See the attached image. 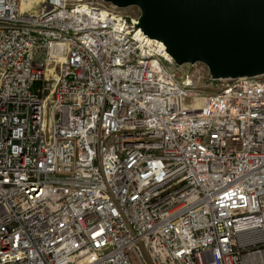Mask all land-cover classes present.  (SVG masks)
I'll list each match as a JSON object with an SVG mask.
<instances>
[{
    "label": "built area",
    "instance_id": "1",
    "mask_svg": "<svg viewBox=\"0 0 264 264\" xmlns=\"http://www.w3.org/2000/svg\"><path fill=\"white\" fill-rule=\"evenodd\" d=\"M0 264H264V75L200 84L103 0H0Z\"/></svg>",
    "mask_w": 264,
    "mask_h": 264
},
{
    "label": "water",
    "instance_id": "2",
    "mask_svg": "<svg viewBox=\"0 0 264 264\" xmlns=\"http://www.w3.org/2000/svg\"><path fill=\"white\" fill-rule=\"evenodd\" d=\"M140 9L139 27L179 65L214 79L264 75V0H103Z\"/></svg>",
    "mask_w": 264,
    "mask_h": 264
},
{
    "label": "rangeland",
    "instance_id": "3",
    "mask_svg": "<svg viewBox=\"0 0 264 264\" xmlns=\"http://www.w3.org/2000/svg\"><path fill=\"white\" fill-rule=\"evenodd\" d=\"M107 4H109V3H107ZM118 9L123 14L129 15L131 17L137 18V16L141 15L140 9L137 8L136 6H130L127 8H118ZM185 68L194 74V76L197 78V80H198V82H200V84L206 83L209 80H211V78H212V75L210 73L209 68L201 62H198L195 64L187 63V64H185ZM216 89H218L217 83L214 84L213 90H216Z\"/></svg>",
    "mask_w": 264,
    "mask_h": 264
},
{
    "label": "bare ground",
    "instance_id": "4",
    "mask_svg": "<svg viewBox=\"0 0 264 264\" xmlns=\"http://www.w3.org/2000/svg\"><path fill=\"white\" fill-rule=\"evenodd\" d=\"M121 11H122V10H121ZM134 20H135L137 23H139V19H138V17H137V18L134 17ZM50 99H52V95L50 96Z\"/></svg>",
    "mask_w": 264,
    "mask_h": 264
}]
</instances>
